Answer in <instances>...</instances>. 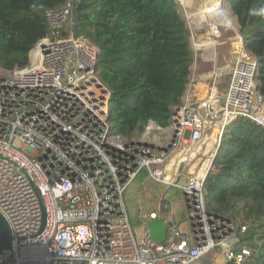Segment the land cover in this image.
Wrapping results in <instances>:
<instances>
[{"label": "built area", "instance_id": "2783aa9c", "mask_svg": "<svg viewBox=\"0 0 264 264\" xmlns=\"http://www.w3.org/2000/svg\"><path fill=\"white\" fill-rule=\"evenodd\" d=\"M75 1L47 12L51 34L31 51L27 67H0V212L12 230L13 264H193L216 250L226 264H247L253 249L230 245L237 227L212 211L204 191L215 152L202 153L209 162L205 174L182 184L190 156L209 148L208 133L218 129L214 145H219L225 127L237 118L264 130L258 63L244 38L236 36L229 87L215 118L204 119L199 105L186 97L172 108L174 140L168 138L159 150L148 138L129 140L113 132L111 92L98 69L101 50L74 35ZM65 27L70 35L60 37ZM192 42L195 46L193 35ZM180 150L185 156L175 163L172 156ZM142 174L165 191L154 211L140 215L137 235L125 193ZM172 189L183 192L189 223L163 219ZM157 218L167 225L164 243L155 242L146 228Z\"/></svg>", "mask_w": 264, "mask_h": 264}, {"label": "trees", "instance_id": "16d2710c", "mask_svg": "<svg viewBox=\"0 0 264 264\" xmlns=\"http://www.w3.org/2000/svg\"><path fill=\"white\" fill-rule=\"evenodd\" d=\"M68 0H0V67L24 68L51 34L47 12ZM246 50L256 59L264 96V0H228ZM74 35L99 47L98 69L109 91L113 132L139 140L151 122L169 127L181 105L194 63L191 31L176 0H76ZM60 37L70 29L59 30ZM212 211L244 204L248 217H264V130L237 118L223 132L204 181Z\"/></svg>", "mask_w": 264, "mask_h": 264}, {"label": "crops", "instance_id": "0c3cea01", "mask_svg": "<svg viewBox=\"0 0 264 264\" xmlns=\"http://www.w3.org/2000/svg\"><path fill=\"white\" fill-rule=\"evenodd\" d=\"M193 14L194 13H190L189 15V17L192 19L191 20L192 24L189 25V28L191 31V46H192L193 53H194V63L191 67L189 84L187 85V90H186L185 96L183 97V100L186 99V97H188L190 101H192L194 104L199 105V106L204 104V102H206L207 113L209 115H212L213 113L215 114V112L222 105L223 96L225 95L229 87L230 71L235 61V55H234V50H223V48L227 45L221 39V36L223 37L224 34L228 35L227 33L228 30L226 26L219 20V17L216 13L211 14V15L209 14V15H200V16H197V15L194 16ZM197 17H204L203 20L208 18L209 23L214 24L213 27L210 29L209 23L208 25H206V27H204L203 20L199 21ZM216 28H217V31L215 30ZM192 35L194 36V39H196L195 41L196 44L197 42H199L201 44H204L205 46H203L202 48H196L195 46H193ZM215 36H218V37H215ZM234 44L235 43L230 44L232 49H234ZM217 72L219 73V76L215 77L213 75V77L211 78L210 75L215 74ZM159 127L160 126L157 123L151 122L149 126L147 127V130L145 134L143 135V137L148 138L149 140L152 139L151 141L155 145L156 144L160 145L159 150H162V146L164 147L165 142L168 141V138L170 139L172 137L170 136L171 135V130L169 128L170 126L167 128H163V127L159 128ZM216 130L218 129L216 128L211 133H208L206 136L205 142H209V148L206 151H205V148H202V149L200 148L199 150L194 152L192 156H190L191 163L196 162L195 161L196 157L202 158V153H209L210 151H214L215 152L214 154L216 155V153L218 152L219 145L216 146V144L214 145V141L212 142V136ZM214 146L215 148L212 150V147ZM184 147L188 149L191 146L189 144H186ZM185 153L186 151L184 153H182L181 150L177 151L176 154L172 156L175 163L178 160L179 161L182 160V158L185 156ZM202 161L203 162L201 164L202 165L201 174L203 175L205 174L206 169H208L209 167V162L206 161L204 158ZM196 164L197 162L195 163V165ZM199 164L200 162L198 163L197 167H199ZM182 166L183 165H181V167ZM183 171H184V167L182 169V176L184 174ZM156 185L164 188L162 185H159V184H156ZM154 186L152 189H154ZM147 190L144 193H147ZM172 190L179 191L178 189H172ZM172 190H169L166 193L167 203H166V206H164L165 209H164L163 219L166 222L177 223L174 218L175 204L168 197L169 193ZM164 191L165 189L160 193H158L157 191H152L153 193H155L156 197H155V200H152L151 202L148 203L146 214H150L152 211H154L157 208L158 200L156 198H159L161 193H163ZM182 195L184 198L183 192H182ZM184 203H185V200H184ZM186 210H187V206H186ZM177 224H183V223L181 222ZM210 256L212 257L213 255H210ZM212 262L214 263V261H210L209 263L211 264ZM215 263L217 264L216 261Z\"/></svg>", "mask_w": 264, "mask_h": 264}, {"label": "rangeland", "instance_id": "374dc122", "mask_svg": "<svg viewBox=\"0 0 264 264\" xmlns=\"http://www.w3.org/2000/svg\"><path fill=\"white\" fill-rule=\"evenodd\" d=\"M203 0H176V2L179 4V10L182 12V16L185 18L188 26L192 24V19L189 17L190 13H194L193 15H196L198 7H200ZM209 2V4L217 1V0H204L203 2ZM212 1V2H211ZM223 4L219 6L220 8H224L225 10H228L229 17L232 19L233 27L229 26L227 28L228 35L224 34L223 37L221 36V39L224 41V43L227 45L223 48V50H234L231 48L230 44H234L237 47V40L236 36L240 35L239 32V25L237 22V18L234 16V14L230 11L228 0H223ZM225 3V4H224ZM200 16V15H198ZM196 18V17H195ZM201 18V19H200ZM204 17H197L199 21L203 20ZM223 24V20H220ZM207 22V23H205ZM227 22V21H226ZM204 27L208 25L209 21L208 18L203 20ZM214 24L209 23L210 29L213 27ZM220 32V30H219ZM213 37V36H212ZM89 40V39H88ZM90 41V40H89ZM196 39H194V42ZM92 44H94L92 41H90ZM230 43V44H228ZM95 45V44H94ZM98 47V46H97ZM99 48V47H98ZM201 48V47H199ZM101 76V75H100ZM230 78V77H229ZM102 79V78H101ZM207 122V121H206ZM161 128V127H159ZM218 136V130H216L212 136V142L217 139ZM152 140V139H151ZM150 140V141H151ZM217 146V145H216ZM215 148L212 147V150ZM203 157H196L197 164L195 165L194 162H192L189 166L186 165L184 167L183 171V180L182 184L185 183V180L188 177H192L195 175H201L202 173V161ZM199 167L198 166V163ZM146 179V174H142L127 190L125 193V201L127 204V208L129 210V215L132 220V224L134 226L135 232L137 235L141 232V225L142 221L140 220V215L143 216L146 214L147 205L152 200H155V193L152 191H157L158 193L162 192L164 188L161 186L156 185L153 183L150 179ZM145 183V184H144ZM155 184V186H154ZM154 186V189H152ZM145 187L148 188L147 193L145 192ZM161 187V188H160ZM162 194V193H161ZM168 197L174 202L175 204V221L177 223H189L188 218V212L186 210V205L184 203V198L182 195V191L179 190H172ZM168 198V199H169ZM159 201V198H156ZM166 202V201H165ZM167 203V202H166ZM143 207L142 211H139V208ZM226 216H229L232 218V222L235 223V226L237 227L235 232V237H237V240L234 238L229 241L230 245L232 247L239 245V246H249L254 251V258L252 260H249L247 264H264V217L256 218V217H248L247 216V210L244 207V204H237L226 213ZM239 227H246L247 230L245 233H241L239 230ZM224 249V248H223ZM210 255H213L212 257ZM206 256L204 259L194 262L193 264H210V261H216L217 264H226L225 257L221 254L220 250L213 251L212 254Z\"/></svg>", "mask_w": 264, "mask_h": 264}, {"label": "water", "instance_id": "95a60500", "mask_svg": "<svg viewBox=\"0 0 264 264\" xmlns=\"http://www.w3.org/2000/svg\"><path fill=\"white\" fill-rule=\"evenodd\" d=\"M78 22V15L75 13L72 19L73 31ZM199 114L204 119H214L207 113L206 102L199 106ZM214 117V118H213ZM175 133L172 136V141L175 138ZM171 145V144H170ZM219 150V147H218ZM146 228L150 237L157 243H164L167 239V225L162 218L150 220L147 222ZM13 235L9 222L0 212V264H13L12 258Z\"/></svg>", "mask_w": 264, "mask_h": 264}, {"label": "bare ground", "instance_id": "6f19581e", "mask_svg": "<svg viewBox=\"0 0 264 264\" xmlns=\"http://www.w3.org/2000/svg\"><path fill=\"white\" fill-rule=\"evenodd\" d=\"M183 1V0H181ZM204 1V0H203ZM201 3L200 7H198L197 13L196 15H211L216 13L219 17V20H223V22H225V26H227V28L229 26H234L232 23V19L229 17V13L228 10H225L224 8H220L219 6H221L223 4L224 1L222 0H217L211 4H209L210 1L208 2H203ZM225 4V3H224ZM194 15V16H196ZM209 17V16H208ZM227 21V22H226ZM203 32V31H202ZM205 46L204 44H201L199 42H197V44L195 43V47L199 48V47H203ZM152 129V128H151Z\"/></svg>", "mask_w": 264, "mask_h": 264}, {"label": "clouds", "instance_id": "9594fccd", "mask_svg": "<svg viewBox=\"0 0 264 264\" xmlns=\"http://www.w3.org/2000/svg\"><path fill=\"white\" fill-rule=\"evenodd\" d=\"M243 37V36H242ZM215 158V157H214Z\"/></svg>", "mask_w": 264, "mask_h": 264}]
</instances>
